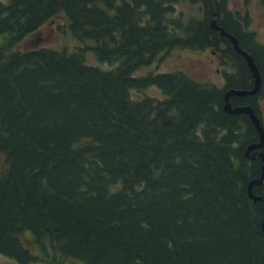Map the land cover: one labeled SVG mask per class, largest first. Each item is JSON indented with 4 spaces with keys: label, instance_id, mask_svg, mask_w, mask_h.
Instances as JSON below:
<instances>
[{
    "label": "trees",
    "instance_id": "16d2710c",
    "mask_svg": "<svg viewBox=\"0 0 264 264\" xmlns=\"http://www.w3.org/2000/svg\"><path fill=\"white\" fill-rule=\"evenodd\" d=\"M180 1L0 0L1 253L36 260L29 234L42 258L81 264H264V201L249 192L260 134L225 108L226 91L255 76L211 25L215 11L262 77L230 101L263 126L264 42L218 0H191L200 16L178 13ZM61 13L86 43L16 48ZM173 47L214 48L233 70L224 86L183 70L134 75ZM152 84L162 96L131 95ZM253 192L264 195V181Z\"/></svg>",
    "mask_w": 264,
    "mask_h": 264
},
{
    "label": "rangeland",
    "instance_id": "374dc122",
    "mask_svg": "<svg viewBox=\"0 0 264 264\" xmlns=\"http://www.w3.org/2000/svg\"><path fill=\"white\" fill-rule=\"evenodd\" d=\"M218 1L222 12L230 11L243 21L248 20L247 29L250 32H254L258 40L264 42V4L261 0ZM176 11L178 13L184 11V14L188 16H200L202 15L201 2L180 1L176 5ZM82 42L86 43L87 41H80L72 34L67 17L61 13L28 34L16 45V48L27 49L33 46L46 45L52 47L66 46L71 49L78 47ZM87 57L90 63L100 64L108 68L111 66L109 63L98 60L93 51H88ZM174 70H183L201 82L224 86L226 81L225 73L227 70H233V66L230 65L228 59H222L220 52L211 47L204 49L173 47L166 52L159 53L150 64L137 69L134 75ZM131 95L135 98H141L145 95L162 96L163 93L158 86L152 84L145 88L132 89ZM261 105V114L264 118V99L261 100ZM4 160L5 155L0 152V174L5 167ZM23 244L32 250L34 254H38L39 257L36 260L21 263L17 259L0 252V264H81L79 260L61 255H56V257H59L58 259L53 256L52 258L49 256L47 259L42 258L40 255L43 253H41L39 246L34 243L33 237L29 234H23Z\"/></svg>",
    "mask_w": 264,
    "mask_h": 264
},
{
    "label": "water",
    "instance_id": "95a60500",
    "mask_svg": "<svg viewBox=\"0 0 264 264\" xmlns=\"http://www.w3.org/2000/svg\"><path fill=\"white\" fill-rule=\"evenodd\" d=\"M216 7V6H215ZM217 11H215V16L212 17L211 19V25L219 30L221 34L227 36L231 42L233 43L234 47L247 59L248 65L251 68V70L254 73L255 76V84L254 87L249 88V89H242V88H230L226 91L225 93V108L227 111L232 112V113H239V112H246L250 115L251 119L253 120L254 124L256 125L259 134H260V140L258 142L253 143L250 145L248 148L253 149V148H258L257 153L262 157L263 159V164H262V172L261 175L258 177L253 178L250 183H249V192L251 194V197L254 200H259L262 199L264 201V195H258L253 192V185L254 184H259L264 181V126L262 124V120L256 113L255 109L252 106H247V105H241V106H233L230 97L235 94L239 95H246V94H253L259 90L261 87V73L259 69L257 68L255 61L253 60L252 55L245 50L241 45L240 42L237 38V36L234 33H231L230 31L226 30L221 24L218 23L217 21ZM248 153V151H247ZM256 153H254L253 156H255ZM263 227H264V221H263Z\"/></svg>",
    "mask_w": 264,
    "mask_h": 264
}]
</instances>
